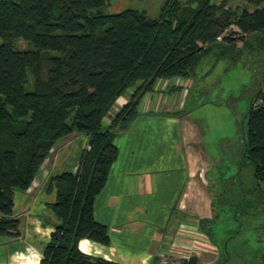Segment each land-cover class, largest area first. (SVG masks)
I'll use <instances>...</instances> for the list:
<instances>
[{
  "label": "trees",
  "instance_id": "16d2710c",
  "mask_svg": "<svg viewBox=\"0 0 264 264\" xmlns=\"http://www.w3.org/2000/svg\"><path fill=\"white\" fill-rule=\"evenodd\" d=\"M187 1L165 0L158 16L149 17L134 7L108 12L111 0H0V235H20L15 191L31 186L51 148L73 132L86 135L90 145L75 173L55 177L51 208L58 222L40 264H118L77 245L80 238L109 242L107 226L93 216V201L118 156L113 136L139 114L158 79L191 75L219 38L232 45L224 36L231 25L243 39L264 31V0H246L252 10L230 8L228 0ZM17 38L33 48H14ZM129 88L127 101L109 115ZM246 126L245 156L264 194L262 87ZM197 260L192 255L182 264Z\"/></svg>",
  "mask_w": 264,
  "mask_h": 264
},
{
  "label": "crops",
  "instance_id": "0c3cea01",
  "mask_svg": "<svg viewBox=\"0 0 264 264\" xmlns=\"http://www.w3.org/2000/svg\"><path fill=\"white\" fill-rule=\"evenodd\" d=\"M178 83L177 77L158 79L141 99L139 114L113 136L118 156L93 201V216L107 226L109 242L80 238L83 253L118 264H158L170 253L200 257L199 245L208 238L201 213L211 194L202 173L208 160L200 147V126L180 115L186 91ZM132 90L120 96L118 106ZM27 190L15 191L20 235H0V264H40L54 229L35 213L50 210L53 190L43 197L50 202L30 206L23 216L30 204Z\"/></svg>",
  "mask_w": 264,
  "mask_h": 264
},
{
  "label": "rangeland",
  "instance_id": "374dc122",
  "mask_svg": "<svg viewBox=\"0 0 264 264\" xmlns=\"http://www.w3.org/2000/svg\"><path fill=\"white\" fill-rule=\"evenodd\" d=\"M164 1L111 0L106 11L134 7L156 17ZM220 1L215 0L216 4ZM227 4L230 8L254 9L246 0H228ZM234 31L238 28L231 25L224 33L233 39L232 45L219 38L198 59L191 75L177 77L186 91L180 115L200 126V147L208 160L207 171L202 173L211 194L201 209L202 230L208 238L199 245L197 264H264L263 183L255 177L253 165L245 156L246 115L253 97L260 87L264 88V31L245 39ZM13 47L26 50L33 44L17 38ZM30 88L31 84L27 85ZM120 100L117 98L109 114L121 107ZM89 149L88 137L82 133L73 132L59 140L28 188L30 204L21 215L25 216L34 204V209H39L42 201L50 202L43 199L48 191L53 190L54 202L55 177L65 171L75 173ZM35 213L40 215V223L53 226L58 222L51 206L50 210L41 208ZM176 256V264H182L181 255ZM158 264H163L162 260Z\"/></svg>",
  "mask_w": 264,
  "mask_h": 264
},
{
  "label": "built area",
  "instance_id": "2783aa9c",
  "mask_svg": "<svg viewBox=\"0 0 264 264\" xmlns=\"http://www.w3.org/2000/svg\"><path fill=\"white\" fill-rule=\"evenodd\" d=\"M176 254L170 253L168 255H165L162 259V263L163 264H176V262L174 261V259H176ZM178 258V257H177ZM180 258H187L185 256H181Z\"/></svg>",
  "mask_w": 264,
  "mask_h": 264
}]
</instances>
